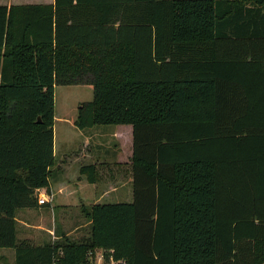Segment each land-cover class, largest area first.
<instances>
[{"label": "trees", "instance_id": "obj_1", "mask_svg": "<svg viewBox=\"0 0 264 264\" xmlns=\"http://www.w3.org/2000/svg\"><path fill=\"white\" fill-rule=\"evenodd\" d=\"M58 85L93 87L79 130L133 127V202L83 208L87 237L39 246L15 218L49 192ZM0 249L15 264H88L99 249L264 264V0L0 6Z\"/></svg>", "mask_w": 264, "mask_h": 264}, {"label": "crops", "instance_id": "obj_2", "mask_svg": "<svg viewBox=\"0 0 264 264\" xmlns=\"http://www.w3.org/2000/svg\"><path fill=\"white\" fill-rule=\"evenodd\" d=\"M53 4L54 0H0V6L8 8ZM82 103L79 101L77 110ZM71 108L59 113L55 108V162L50 169L49 192H39V197L45 196L47 202L43 205L38 203L34 209L16 212L19 241L29 240L35 245H45L64 236L71 238L77 232L81 235L79 230L86 227L84 231L88 236L91 222L83 215V208L105 204L104 200L113 203H130L133 200V127L117 125L109 131L99 130L101 126H96L79 130L75 126L78 111L73 114ZM90 165L95 166L98 173L95 184H90L86 176L80 173L82 167ZM66 222H72V226L63 225ZM83 222H87L86 225ZM15 261L13 249H0V264H15Z\"/></svg>", "mask_w": 264, "mask_h": 264}, {"label": "rangeland", "instance_id": "obj_3", "mask_svg": "<svg viewBox=\"0 0 264 264\" xmlns=\"http://www.w3.org/2000/svg\"><path fill=\"white\" fill-rule=\"evenodd\" d=\"M48 1V0H45ZM83 87H79V86H72L70 87L69 85H58L57 89L55 91V108L57 109L58 113L61 112L63 109L69 108L70 106H72V110H73V114H76L77 107L80 102H91L93 100V87L91 85L89 86H85L82 85ZM99 130H113L115 128V126H101L98 127ZM74 138V140H78L77 137H72ZM60 142V139H59ZM133 202V200L131 201ZM130 202V203H131ZM103 203H113L110 200H104ZM75 215L77 216L78 213L75 212ZM84 215V214H83ZM72 222H66L63 225H67L69 227L72 226L71 224ZM77 223V222H76ZM85 225L87 222H83ZM83 224V225H84ZM87 228V227H86ZM86 228L80 229L79 232H81V236L78 232L77 234L73 237H69L71 241H79L85 237H87ZM89 231L91 230V225L89 226Z\"/></svg>", "mask_w": 264, "mask_h": 264}, {"label": "built area", "instance_id": "obj_4", "mask_svg": "<svg viewBox=\"0 0 264 264\" xmlns=\"http://www.w3.org/2000/svg\"><path fill=\"white\" fill-rule=\"evenodd\" d=\"M47 202L45 196L40 195L38 203L43 205ZM108 254V256H107ZM89 263L88 264H126V260L115 259L112 252H106L102 249L89 252Z\"/></svg>", "mask_w": 264, "mask_h": 264}, {"label": "water", "instance_id": "obj_5", "mask_svg": "<svg viewBox=\"0 0 264 264\" xmlns=\"http://www.w3.org/2000/svg\"><path fill=\"white\" fill-rule=\"evenodd\" d=\"M38 123H39V124L41 123L40 119H39Z\"/></svg>", "mask_w": 264, "mask_h": 264}]
</instances>
